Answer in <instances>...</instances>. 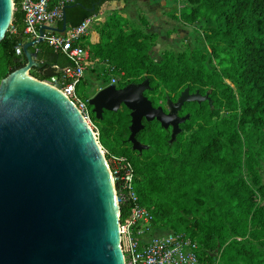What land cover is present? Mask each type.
<instances>
[{
	"label": "trees",
	"instance_id": "16d2710c",
	"mask_svg": "<svg viewBox=\"0 0 264 264\" xmlns=\"http://www.w3.org/2000/svg\"><path fill=\"white\" fill-rule=\"evenodd\" d=\"M127 1L74 0L65 10L66 24L77 27L104 12L107 3ZM184 1L188 6L179 12L180 20L202 29L201 51L190 58L166 55L155 63L148 55L153 37L131 29L115 12L95 24L98 40L85 48L122 79L145 75V95L155 108L159 105L147 94L154 95L160 85L174 92L189 83V92L201 95L206 87L209 101L183 105L181 112L189 119L172 144L157 121L143 120L136 135L147 146L141 152L128 142L130 111L124 106L116 113L104 111L101 119L91 113V120L100 144L110 146L106 151L131 163L133 189L156 228L195 241L200 264H264V203L254 200L256 192L264 195V173L254 170L256 162L264 170V0ZM12 26L15 32L7 31L0 42V80L26 64L23 52H15L27 42L19 9ZM36 50L37 66L29 73L38 81L54 76L53 66L68 65L45 43L28 49ZM243 169L252 174L251 184L242 177ZM115 190L119 195L121 182H115ZM120 211L125 213L122 203ZM215 248L221 251L219 258L210 253Z\"/></svg>",
	"mask_w": 264,
	"mask_h": 264
},
{
	"label": "water",
	"instance_id": "95a60500",
	"mask_svg": "<svg viewBox=\"0 0 264 264\" xmlns=\"http://www.w3.org/2000/svg\"><path fill=\"white\" fill-rule=\"evenodd\" d=\"M66 8L57 32L66 29ZM11 20V0H0V42ZM40 43H24L26 64L0 83V264H123L115 189L112 183L116 207L96 139L57 90L35 78L15 80L37 66L38 50L28 49ZM148 89L147 79L108 85L88 100L96 119L121 106L130 111L128 142L137 152L147 149L136 139L143 120L170 128L172 144L189 119L178 116L182 106L209 101L210 94L185 88L176 102L167 101L165 113L152 106Z\"/></svg>",
	"mask_w": 264,
	"mask_h": 264
},
{
	"label": "built area",
	"instance_id": "2783aa9c",
	"mask_svg": "<svg viewBox=\"0 0 264 264\" xmlns=\"http://www.w3.org/2000/svg\"><path fill=\"white\" fill-rule=\"evenodd\" d=\"M73 2L74 0H17L15 3L11 0L12 17L16 9L22 13L27 42L41 39L42 43L51 47L55 52L61 53L67 59L68 65L53 66L55 75L43 82L68 100L82 120L88 123L96 138L99 132L91 120L89 99L79 98L76 88L85 71L92 66L85 45L89 42V36L95 31V24L103 21L100 20V16L96 15L86 19L77 27L66 26L63 32H57L55 29H59L62 11ZM7 31L15 32L12 20ZM15 52L21 55L22 47L17 46ZM109 85H116V80L113 79ZM104 155L114 189L116 181L122 184V191L119 195L114 190L117 199V245L122 263L200 264L199 247L195 241L172 231L164 230L163 234H155L162 229L154 226L150 210L139 203L138 196L133 189L131 163L124 157L107 151L103 153ZM120 203L125 208L124 214H121Z\"/></svg>",
	"mask_w": 264,
	"mask_h": 264
},
{
	"label": "rangeland",
	"instance_id": "374dc122",
	"mask_svg": "<svg viewBox=\"0 0 264 264\" xmlns=\"http://www.w3.org/2000/svg\"><path fill=\"white\" fill-rule=\"evenodd\" d=\"M187 6L188 4L184 0H128L124 4L119 3L110 5V8L102 17L106 19L112 12L119 13L128 20L131 29H137L148 36H152V48L148 55L152 61L159 63L166 55L190 58L191 55L201 51L202 47L200 42L202 40V29L199 27L200 24H185L179 18V12L182 8ZM86 50L90 56L92 66L85 71L81 82L76 88V94L83 100H85V97L93 98L113 79L116 80V84H122L124 82L129 83L131 81H141L140 83H136L141 84L146 78L145 75L138 77H127L126 75L125 79H122L121 76L113 74L110 70L108 72V65L110 66V64L104 63L96 57L89 48H86ZM106 71L110 76H103ZM29 76L33 78L30 73ZM2 80H0V83ZM187 84L189 83L183 84L174 92L160 85L154 95L147 94V96L154 100L163 111L168 112L167 100H171L172 102H174L173 100H177L180 93L185 88H188L186 87ZM190 86L193 87V89L195 88L193 84H190ZM202 89L204 91H210L209 88L206 87ZM188 109L189 106H186L184 109L185 112ZM89 110L90 112L92 110L90 106ZM181 111L178 114L179 116L185 114ZM166 131H168L170 135V129H166ZM98 136H96V141L100 147H98V149H101L100 151L104 153L110 146L103 147L99 142ZM254 170L259 173H264V170L261 169V166H259L257 162L254 163ZM242 177L251 184L253 179L252 174H248L245 169H243ZM254 200L257 205H262L264 203V195L256 192ZM155 234L161 233L156 232ZM262 250L264 252V248H262ZM220 252L221 251L216 248L210 250V253H212L215 258H219Z\"/></svg>",
	"mask_w": 264,
	"mask_h": 264
},
{
	"label": "bare ground",
	"instance_id": "6f19581e",
	"mask_svg": "<svg viewBox=\"0 0 264 264\" xmlns=\"http://www.w3.org/2000/svg\"><path fill=\"white\" fill-rule=\"evenodd\" d=\"M15 80H25V81H34L33 78H31L29 75H26V74H19L16 76ZM82 120V119H81ZM83 121V120H82ZM83 123L85 124V126L87 127L88 131L90 132L92 138L96 139L93 132L91 131L89 125L87 122L83 121ZM96 147L98 149V145L96 144ZM100 155H102V152L98 149ZM104 165H105V168H106V172H107V176H108V180H109V183H110V186H111V189H112V179H111V175H110V172L108 170V167L104 161ZM112 197H113V203H114V206L116 207L115 205V199H114V195H113V189H112Z\"/></svg>",
	"mask_w": 264,
	"mask_h": 264
},
{
	"label": "crops",
	"instance_id": "0c3cea01",
	"mask_svg": "<svg viewBox=\"0 0 264 264\" xmlns=\"http://www.w3.org/2000/svg\"><path fill=\"white\" fill-rule=\"evenodd\" d=\"M119 3H122V2H110V3H107L105 5V7H106L105 11L102 12V13H100V14H98V16H100V20L101 21H104V18L102 17V15L110 8V5L119 4ZM122 4H124V3H122ZM97 40H98V38H97V35H96L95 31H94L89 36V42H97ZM158 232H160L161 234H163L165 231L162 229V230H160Z\"/></svg>",
	"mask_w": 264,
	"mask_h": 264
},
{
	"label": "flooded vegetation",
	"instance_id": "af4514ba",
	"mask_svg": "<svg viewBox=\"0 0 264 264\" xmlns=\"http://www.w3.org/2000/svg\"><path fill=\"white\" fill-rule=\"evenodd\" d=\"M118 85H120V84H116V85H115L116 88H117ZM195 92H196V91H195ZM195 92H194V93H195ZM189 93H190V92H189ZM180 94H181V93H180ZM190 94H192V93H190ZM179 96H180V95H179ZM176 101H177V100H176ZM176 101H175V102H176ZM121 107H122V106H121ZM182 108H183V106H182ZM182 108H181V110H182ZM181 110H180V111H181ZM180 111H179V112H180ZM164 112H165V111H164ZM179 112H178V114H179ZM165 113H168V112H165ZM178 116H179V115H178ZM179 117H183V116H179ZM169 129H170V128H169ZM170 131H171V129H170Z\"/></svg>",
	"mask_w": 264,
	"mask_h": 264
}]
</instances>
